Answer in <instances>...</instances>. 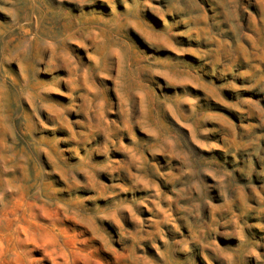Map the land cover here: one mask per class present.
<instances>
[{"label":"rangeland","instance_id":"obj_1","mask_svg":"<svg viewBox=\"0 0 264 264\" xmlns=\"http://www.w3.org/2000/svg\"><path fill=\"white\" fill-rule=\"evenodd\" d=\"M0 264H264V0H0Z\"/></svg>","mask_w":264,"mask_h":264}]
</instances>
